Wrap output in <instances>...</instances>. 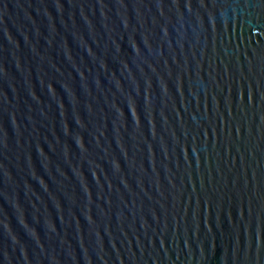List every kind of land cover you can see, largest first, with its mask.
I'll list each match as a JSON object with an SVG mask.
<instances>
[{"label": "water", "instance_id": "obj_1", "mask_svg": "<svg viewBox=\"0 0 264 264\" xmlns=\"http://www.w3.org/2000/svg\"><path fill=\"white\" fill-rule=\"evenodd\" d=\"M0 264H264V2L0 0Z\"/></svg>", "mask_w": 264, "mask_h": 264}, {"label": "snow or ice", "instance_id": "obj_2", "mask_svg": "<svg viewBox=\"0 0 264 264\" xmlns=\"http://www.w3.org/2000/svg\"><path fill=\"white\" fill-rule=\"evenodd\" d=\"M262 2H264V0H262Z\"/></svg>", "mask_w": 264, "mask_h": 264}]
</instances>
